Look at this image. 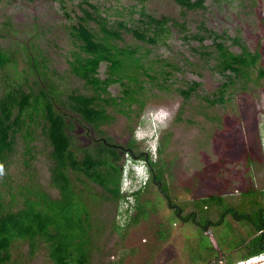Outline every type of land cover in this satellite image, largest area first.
Instances as JSON below:
<instances>
[{"label": "trees", "instance_id": "16d2710c", "mask_svg": "<svg viewBox=\"0 0 264 264\" xmlns=\"http://www.w3.org/2000/svg\"><path fill=\"white\" fill-rule=\"evenodd\" d=\"M3 1L16 0L0 3ZM55 1L65 5L72 0ZM135 1L144 5L140 11H132L126 17L127 9L121 6L116 10L123 18L110 21L100 4L78 0L80 13H76L77 20L68 27L74 49L63 74L48 65L38 47L40 52L36 55L27 53L28 69L20 71L18 51L0 43V69L4 72L0 88V264H18L14 249L22 246L28 248L29 259L44 251L49 264H95V256L102 250L103 230L98 229L88 201L101 198L117 205L126 202L120 188L124 155L103 140L90 146L81 145L75 130L79 126L92 128L107 143L114 142L106 128L116 119L115 113L128 119L139 118L149 88L169 90V80L178 69L174 64L152 58L151 49L165 42L173 34V28L184 25L167 16L149 13L146 8L149 0ZM173 1L185 11L210 8L206 5L208 0ZM211 1L218 5L223 0ZM242 5L247 4L244 1ZM249 7L254 8L255 4ZM136 14L139 19L133 17ZM205 24L203 21L191 37L207 49L201 54L228 80L214 93L201 95L206 116L207 110L227 103L225 96L230 88L238 85L247 89L254 79H264V56L261 41L252 47L239 35L220 33ZM126 37L132 43L126 42ZM208 40L210 44H204ZM71 79L81 83V88L69 84ZM115 85L120 88L117 95L110 90ZM200 86L201 83L193 82L187 90L179 88L178 92L187 101ZM164 152L162 144L160 157ZM40 155L44 156L49 172L47 186L37 178L35 160ZM143 159L150 169L151 182H164L167 191L166 170L160 167L158 158ZM89 182L99 184L103 192L89 189ZM80 184L86 191L79 189ZM145 191L148 190L133 195L138 214L129 217L124 226L114 225V232L120 237L125 238L132 223H138L144 215L141 199ZM244 192L256 199L254 220L259 237L252 244L255 249L240 261L262 253L258 246L264 240L260 234L264 231V191L257 190L252 182ZM260 196L262 199H258ZM159 233L165 239V233Z\"/></svg>", "mask_w": 264, "mask_h": 264}, {"label": "rangeland", "instance_id": "374dc122", "mask_svg": "<svg viewBox=\"0 0 264 264\" xmlns=\"http://www.w3.org/2000/svg\"><path fill=\"white\" fill-rule=\"evenodd\" d=\"M90 1L100 4L110 21L123 18L116 10L121 6L127 9L124 12L126 17L144 6L135 0ZM244 1L246 8L242 5ZM78 3V0L68 1L65 5L55 0L0 3V43L18 51L16 56L20 71L28 69L27 53L36 55L40 51L52 69L60 74L67 71V58L74 49L68 27L77 20L76 13H80ZM146 4L149 13L167 16L173 22L178 20L184 25L182 28H173V34L165 42L151 49L152 58L178 68L169 80V90L150 87L140 117L130 120L139 137L144 136L145 132L168 126L163 135L165 152L160 157V167L166 170L173 202L183 209V215L187 217L193 209V199L212 193L214 188L231 201H237L252 182L257 190L264 191V148L261 136L264 129V79H254L247 89L238 85L230 88L225 96L227 103L207 110L205 116V102L201 95L205 92L214 93L228 80L213 68L214 64L208 62L207 56L201 54L207 49L191 37L205 21L206 28L220 33L228 31L232 36L239 35L252 47L261 41L264 56V0H223L218 5L208 0L206 5L210 8L206 11H185L173 0H149ZM253 4L254 8L249 7ZM133 17L139 19L137 14ZM126 42L132 43L129 37H126ZM210 42L208 40L204 44ZM26 48L31 51L27 52ZM233 50L239 51V48ZM104 70L103 65L102 73ZM3 73L0 69V88ZM70 81L72 86L81 88V83L72 79ZM193 82H199L201 86L186 101L178 89L187 90ZM110 90L113 95H117L120 88L115 85ZM115 117L106 131L114 141L124 145L122 131L129 120L119 112L115 113ZM86 130L82 131L78 127L79 137L87 135ZM79 141L80 144H87L82 139ZM141 145L139 149H143L144 145ZM35 165L39 171L37 178L42 179L41 182L47 186L45 181L49 173L45 168L44 156L40 155ZM49 192L52 193L51 189ZM259 198L262 199L261 196ZM124 201L127 202H121V205L99 201L98 209L93 211L94 219L105 224L99 229L103 230L100 241L102 250L95 256V264H208L207 261L213 258L206 250L213 247L220 251L224 248L229 250L240 244L247 232L253 233L249 224L228 216L224 226L212 228L203 235V231L191 222L180 220L177 212L168 206L167 200L159 192L158 184L151 183L141 199L144 215L138 223H132L127 236L122 238L114 232V225L124 226L129 222V217L138 214L134 198L129 201L125 198ZM243 205L238 208L243 210ZM128 210L129 213L126 212ZM159 231L165 233V239L160 238ZM14 258L20 264L50 263L44 251L29 259L26 246L14 249Z\"/></svg>", "mask_w": 264, "mask_h": 264}, {"label": "flooded vegetation", "instance_id": "af4514ba", "mask_svg": "<svg viewBox=\"0 0 264 264\" xmlns=\"http://www.w3.org/2000/svg\"><path fill=\"white\" fill-rule=\"evenodd\" d=\"M129 123L131 119H128ZM127 124L126 127H124L122 134L124 138V145L119 144L117 141H114L112 143H107L106 138H103L102 136H99L94 129L89 128V130L83 126H79L82 131L88 132L87 135H82L79 137L77 132V129L75 130V135L78 136V139H82L87 142V144H81L85 146L93 145L95 142H100L103 140L105 144L108 145V147L118 150L122 155H124V159L122 160V165L120 167V170L123 171L125 167V158L130 155L133 159H143L144 156L149 157V152L146 149V146L144 143L140 142L137 138V131L133 129V126L130 124ZM111 126V125H110ZM109 127L107 126V129ZM168 128V126H167ZM167 128L165 127L162 132L160 133L159 137V148L165 143V139L163 138V135L165 134ZM144 145L143 149L139 148ZM133 148H132V147ZM139 150V151H138ZM135 151H138V154H135ZM127 155V156H125ZM145 160V159H144ZM158 162H160V154L158 149ZM160 168V167H159ZM48 170V168H46ZM49 173V172H48ZM152 181V179H151ZM149 182L148 185L144 188L148 190L150 187V184L152 182ZM159 187V192L163 197L167 200L168 206L175 210L177 212V216L182 220L183 222H191L193 225L196 226V228H199L201 231H203V235L205 233L211 231L212 228H220L224 226V223L228 216H231L235 221L244 222L250 225L252 227V232L249 234L247 232L246 236H243V239L241 240L240 244H238L236 247H232L229 250H226L225 248L221 251L219 249H215L214 247L212 249L206 250L208 251L209 255H212V260L207 261L208 264H229L230 262H239L240 258L249 254L251 251H253L255 248L252 246L253 242L256 241V239L259 237V234L255 232L256 221L254 220V212L257 210V205L255 204V198L248 197L245 192H243L240 196V198L235 201L227 200L226 196L223 194H220V192L215 191L211 193H206L203 197H195L192 201L193 203V209L191 212L186 216L183 215L184 211L183 209L175 204L169 194V190L167 187V191L164 189V182L158 181L156 182ZM196 183V182H195ZM90 186L89 189H95L97 191H102V187L99 186V184H96L94 182H89ZM121 188V183H120ZM80 190H85L83 186H79ZM201 189V188H200ZM86 191V190H85ZM103 192V191H102ZM258 199H260L258 197ZM99 201L101 203H111L114 204L113 201H104L101 198L99 199H89L88 205L91 209V213H93L94 210L98 209L99 207ZM244 204V205H243ZM243 205V210H240L238 207H241ZM96 224L98 225V229H100L102 223L99 221V219L95 220ZM246 224V225H247ZM261 235H264V231H260ZM236 236V235H233ZM264 237V236H263ZM258 248L260 250L264 251V240H262L259 243ZM261 254V253H260Z\"/></svg>", "mask_w": 264, "mask_h": 264}, {"label": "clouds", "instance_id": "9594fccd", "mask_svg": "<svg viewBox=\"0 0 264 264\" xmlns=\"http://www.w3.org/2000/svg\"><path fill=\"white\" fill-rule=\"evenodd\" d=\"M163 129L155 130L154 132H145L142 137L137 135L138 140L145 144L150 155L149 157L153 160L158 158L159 137ZM126 159L127 163H125L124 167L121 191L129 201L131 198H134L133 195L137 191L144 190L152 177L150 169L144 159H133L130 156H127Z\"/></svg>", "mask_w": 264, "mask_h": 264}, {"label": "built area", "instance_id": "2783aa9c", "mask_svg": "<svg viewBox=\"0 0 264 264\" xmlns=\"http://www.w3.org/2000/svg\"><path fill=\"white\" fill-rule=\"evenodd\" d=\"M261 136H262V144H263V148H264V129H263ZM235 264H264V251L255 257H252L248 260L240 261V262L235 263Z\"/></svg>", "mask_w": 264, "mask_h": 264}, {"label": "crops", "instance_id": "0c3cea01", "mask_svg": "<svg viewBox=\"0 0 264 264\" xmlns=\"http://www.w3.org/2000/svg\"><path fill=\"white\" fill-rule=\"evenodd\" d=\"M261 135V134H260ZM258 138H259V136H258ZM261 141V140H260Z\"/></svg>", "mask_w": 264, "mask_h": 264}]
</instances>
